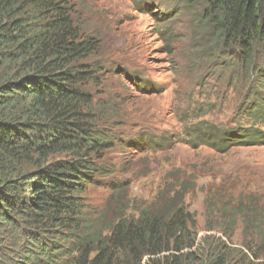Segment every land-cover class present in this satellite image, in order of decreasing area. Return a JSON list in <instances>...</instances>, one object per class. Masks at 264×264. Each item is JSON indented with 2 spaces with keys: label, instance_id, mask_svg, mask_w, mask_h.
I'll return each mask as SVG.
<instances>
[{
  "label": "trees",
  "instance_id": "trees-1",
  "mask_svg": "<svg viewBox=\"0 0 264 264\" xmlns=\"http://www.w3.org/2000/svg\"><path fill=\"white\" fill-rule=\"evenodd\" d=\"M178 1L198 7L216 51L237 49L245 72L256 70L264 0ZM77 30L66 0H0V264H264V226L249 229L241 246L232 227L207 241L210 251L199 249L195 215L178 193L161 192L160 204L116 223L96 215L90 188L106 177L119 141L86 90L96 43ZM260 100L255 123L264 122ZM191 135L217 151L264 143L255 125L239 133L201 126Z\"/></svg>",
  "mask_w": 264,
  "mask_h": 264
},
{
  "label": "rangeland",
  "instance_id": "rangeland-1",
  "mask_svg": "<svg viewBox=\"0 0 264 264\" xmlns=\"http://www.w3.org/2000/svg\"><path fill=\"white\" fill-rule=\"evenodd\" d=\"M66 1L81 40L96 43L86 90L119 141L106 177L90 188L96 215L116 223L160 204L161 192L178 193L195 215L199 249L210 251L207 241L232 227V243H247L248 230L264 226V143L217 151L191 134L208 125L264 132L250 114L264 94L256 72H264V49L253 58L256 70L245 72L237 49H214L198 7L178 0Z\"/></svg>",
  "mask_w": 264,
  "mask_h": 264
}]
</instances>
